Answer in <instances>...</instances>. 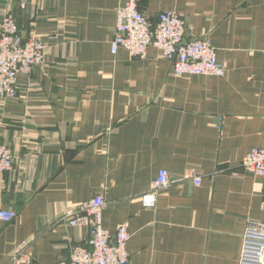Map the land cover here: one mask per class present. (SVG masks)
I'll return each instance as SVG.
<instances>
[{"label": "crops", "instance_id": "0c3cea01", "mask_svg": "<svg viewBox=\"0 0 264 264\" xmlns=\"http://www.w3.org/2000/svg\"><path fill=\"white\" fill-rule=\"evenodd\" d=\"M129 2L152 23L179 14L224 76L175 77L153 47L112 55ZM7 13L46 52L17 98L0 100V146L14 157L0 209L16 214L0 222V264L19 252L22 264L66 260L88 230L65 214L97 195L109 236L127 227L128 264H239L246 226L264 225V177L241 166L264 148V0H0V22ZM163 170L170 184L144 207Z\"/></svg>", "mask_w": 264, "mask_h": 264}, {"label": "built area", "instance_id": "2783aa9c", "mask_svg": "<svg viewBox=\"0 0 264 264\" xmlns=\"http://www.w3.org/2000/svg\"><path fill=\"white\" fill-rule=\"evenodd\" d=\"M186 20L176 12H163L152 23L136 4L129 2L117 12L110 52L116 55L124 50L133 58H144L149 47L168 60L175 77L203 76L223 77L225 69L217 61L215 49L207 37L186 40ZM46 52V44L35 34L24 38L15 19L4 14L0 22V100H15L18 96L17 78L28 77L39 68ZM11 151L0 146V174L13 169ZM244 172L254 177H264V148H253L241 162ZM195 185L200 178L191 173ZM170 184L168 173L159 172L148 193L142 197L144 207L156 205L157 193ZM103 197L97 195L79 204L77 210L66 212L70 227L88 230L84 245H72L66 260L56 264H128L127 243L130 238L125 224L120 225L111 237L103 228ZM13 211L0 209V222L13 221ZM19 249V248H18ZM17 249V250H18ZM14 256L16 264L29 263L20 254ZM239 264H264V225L248 224L243 234V250Z\"/></svg>", "mask_w": 264, "mask_h": 264}]
</instances>
